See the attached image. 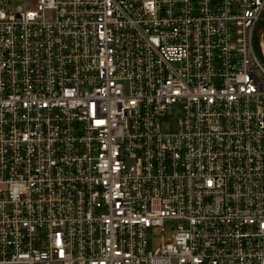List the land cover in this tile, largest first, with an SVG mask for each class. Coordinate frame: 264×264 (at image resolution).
<instances>
[{
  "label": "built area",
  "instance_id": "2783aa9c",
  "mask_svg": "<svg viewBox=\"0 0 264 264\" xmlns=\"http://www.w3.org/2000/svg\"><path fill=\"white\" fill-rule=\"evenodd\" d=\"M263 12L0 0V264H264Z\"/></svg>",
  "mask_w": 264,
  "mask_h": 264
},
{
  "label": "water",
  "instance_id": "95a60500",
  "mask_svg": "<svg viewBox=\"0 0 264 264\" xmlns=\"http://www.w3.org/2000/svg\"><path fill=\"white\" fill-rule=\"evenodd\" d=\"M263 31H264V12H263V15H262L260 21L258 22V24L256 26V30H255V47H256L258 53L260 54V56L264 62V56L260 50L261 34L263 33Z\"/></svg>",
  "mask_w": 264,
  "mask_h": 264
},
{
  "label": "bare ground",
  "instance_id": "6f19581e",
  "mask_svg": "<svg viewBox=\"0 0 264 264\" xmlns=\"http://www.w3.org/2000/svg\"><path fill=\"white\" fill-rule=\"evenodd\" d=\"M262 52H264V50H262Z\"/></svg>",
  "mask_w": 264,
  "mask_h": 264
}]
</instances>
